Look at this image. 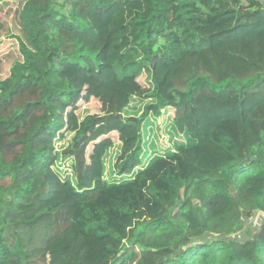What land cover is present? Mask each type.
Returning a JSON list of instances; mask_svg holds the SVG:
<instances>
[{
    "label": "trees",
    "instance_id": "obj_1",
    "mask_svg": "<svg viewBox=\"0 0 264 264\" xmlns=\"http://www.w3.org/2000/svg\"><path fill=\"white\" fill-rule=\"evenodd\" d=\"M0 1L21 4V60L0 79V264H264V218L245 228L264 213V0ZM92 96L100 114L78 120ZM166 113L183 141L142 163Z\"/></svg>",
    "mask_w": 264,
    "mask_h": 264
},
{
    "label": "rangeland",
    "instance_id": "obj_2",
    "mask_svg": "<svg viewBox=\"0 0 264 264\" xmlns=\"http://www.w3.org/2000/svg\"><path fill=\"white\" fill-rule=\"evenodd\" d=\"M20 6L21 4L18 1H0V79H4L9 74L10 67L14 61L21 60L18 50V41L15 37L19 35L16 13ZM120 80L121 79L118 77V80H115V82L120 83ZM135 82L136 84L131 87L129 91L134 93L130 96L128 104L122 105L117 102V105L120 106L122 110L120 115H125V120L127 118L137 120L142 111L143 105L147 102V99L140 98L139 95H144L149 91V78L142 73L136 78ZM110 92L112 93L114 91ZM120 95H124V93H121ZM100 112L99 102L95 96H92L89 101L80 103L77 110L78 120L82 119L88 113L98 115ZM171 121L172 114L166 113L162 118L152 120L150 124L145 127V131L143 132L144 149L140 156L142 163H146L154 153L164 154L165 151H174L176 150V147L181 144L183 139L178 132L174 128L172 129L169 127V125H165L166 123L170 124ZM72 136L73 132H68L63 139L55 142L58 154L66 149ZM118 155L119 144L112 146L104 155V177L107 181L119 177V175H115V173L112 172ZM71 163H73V159H67L63 162L61 160L59 161L60 166L63 167L62 170L65 171H60L59 174L61 179H65L67 176L69 177L68 172L71 174ZM141 166L142 165H140V167ZM262 218H264V213L256 211L245 221V228L251 229L259 226Z\"/></svg>",
    "mask_w": 264,
    "mask_h": 264
}]
</instances>
